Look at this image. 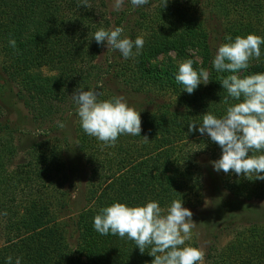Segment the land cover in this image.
<instances>
[{
	"label": "trees",
	"instance_id": "1",
	"mask_svg": "<svg viewBox=\"0 0 264 264\" xmlns=\"http://www.w3.org/2000/svg\"><path fill=\"white\" fill-rule=\"evenodd\" d=\"M189 2L149 0L136 8L137 29L131 28L128 37H143L144 46L140 55L125 60L92 39L96 30L117 26L127 36L126 12L112 16L107 0H87L88 7L78 6L80 0H0V53L6 59L0 61V86L14 90L41 131L25 139V159L10 167L21 149L9 109L0 104V231L4 233L0 264H6L9 256L13 264L18 257L21 264H151L149 249L141 254L126 237L100 235L93 228V217L114 201L156 200L164 207L182 199L183 207L191 204V194L203 187L204 173L211 172L210 162L220 157L221 149L207 135L189 133L188 123L199 121L207 110L221 116L227 104L235 103L230 98L225 103L227 93L218 80L228 73L212 68L220 43L216 31L206 26L222 25L223 43L227 36L264 37V0ZM9 39H15V48ZM170 51L192 59L194 68H206L210 82L191 95L182 91L174 79V63H155ZM261 52V59L250 61L241 75L264 72V45ZM101 54L104 61L98 62ZM77 88L94 89L100 99L122 95L136 101L142 108L140 136L121 135L108 146L86 135L72 99ZM57 121L75 123L76 168L87 165L91 171L88 204L75 223V243L57 218L56 207L63 208L65 201L59 185L69 178L60 142L65 135ZM219 174L230 195L213 199L206 223L212 216H243L249 209L246 202L264 198V180L231 171ZM241 216L224 228L233 232L232 239L224 248H209L202 264H264V226L239 228Z\"/></svg>",
	"mask_w": 264,
	"mask_h": 264
},
{
	"label": "clouds",
	"instance_id": "2",
	"mask_svg": "<svg viewBox=\"0 0 264 264\" xmlns=\"http://www.w3.org/2000/svg\"><path fill=\"white\" fill-rule=\"evenodd\" d=\"M125 0H113V10L120 11ZM133 8L143 7L149 0H129ZM78 6L88 7L87 0H80ZM124 29L100 28L93 34L98 45H106L107 50L118 51L125 59L140 55L144 39L137 36L134 40L123 36ZM224 43L216 47L212 68L217 73H228L218 82L235 103L227 104L221 116L206 111L199 121L188 123V132L207 135L221 149L218 159L211 161L213 170L230 171L237 176L254 175L264 180V72L241 75L247 70L250 61H259L264 37L254 33L225 37ZM8 44L16 47L15 39ZM192 59L177 61L174 79L182 86V91L191 95L200 85L210 82L209 71L204 67H193ZM72 99L83 132L112 146L121 135L140 136V112L128 104L122 95L100 99L94 89L77 88ZM60 128L64 124L57 121ZM146 140L147 137H144ZM182 199H173L161 207L156 200L141 204H128L114 201L101 207L93 217V228L102 236L113 235L134 242L140 253L145 249L153 259L151 264H201L204 253L199 247L186 241L191 239L195 227L190 209L183 207ZM6 264H13L11 256ZM15 264H21L16 258Z\"/></svg>",
	"mask_w": 264,
	"mask_h": 264
},
{
	"label": "rangeland",
	"instance_id": "3",
	"mask_svg": "<svg viewBox=\"0 0 264 264\" xmlns=\"http://www.w3.org/2000/svg\"><path fill=\"white\" fill-rule=\"evenodd\" d=\"M108 8L115 14L112 16H117L123 12H126L127 17L125 18V22L127 25V37L129 31L132 29L136 30L133 25H135V21L137 19V13H135L136 8H133L129 0H125L124 4L120 11L113 10V0H107ZM189 0H182V4L188 5ZM147 5V4H146ZM220 24V23H219ZM209 31H216L217 38L219 43H223L222 37L224 35V27L222 25H218L217 29H215L211 22H208V26H206ZM206 29V30H207ZM217 41V40H216ZM218 44V43H217ZM219 45V44H218ZM217 45V46H218ZM193 54L194 58H197L196 52L190 51ZM4 55L0 53V61L3 62ZM187 60L182 59L176 55L175 52H167L161 54L156 60L155 63L157 65L165 66L169 63H174L176 66L177 61ZM98 62H103L104 57L101 54L98 57ZM152 63H154L152 61ZM154 63V64H155ZM45 73H50L49 69H43ZM3 83V80L0 79V85ZM9 87V86H8ZM1 88L0 86V104L3 106H7L9 109L10 117L12 119V126L16 131V144L19 145L21 150H18L17 154L12 158V167L16 163H20L25 159L26 151L24 150V141L26 138H31L32 136L41 133V131L36 129V126L33 124L26 107L23 105L22 101L16 96L13 89L9 88ZM127 99V97H126ZM128 101V100H127ZM140 101V100H139ZM128 104L134 107L137 111H140L142 108L136 107V101L130 102ZM145 107V106H144ZM63 135H65L64 139H60V142L64 145V151L62 153L63 159L66 163V177L59 185V191L62 195L64 201L63 208H60L59 205L56 207L58 220L60 224L63 225L65 230H70L71 233V242L75 243V239L78 234H76V221L80 217L81 208L88 204L86 194L87 189L89 187V176L91 174L89 166L85 165L83 169L76 168V156L78 152V136L75 131L76 125L72 121H68L67 124L62 128ZM63 135L60 134L62 138ZM59 139V138H58ZM206 158V161H209V157L203 156ZM220 174L219 172L213 171L211 168V172L205 171L204 173V182L202 184V188L200 190H196L191 194L192 202L189 206H184L191 210L192 212V220L196 223L195 227L191 231V239L186 241L191 245L197 244L196 247H199L202 252L205 253L209 248L214 245L219 246L220 248H224L227 245L228 241L232 239L231 230H224L228 223L238 215L242 214H229L225 216H212L210 221L206 223L207 217L211 216L209 214L211 208V202L215 197L219 194L222 196L230 195V193L223 189L220 182ZM193 195H196L193 198ZM12 203V202H10ZM249 208L247 212H244L242 218L238 221L239 228L250 227L252 225L261 227L264 226V198H255L252 201H248L245 203ZM1 215V214H0ZM1 217V216H0ZM1 224V223H0ZM2 226H0V230H2ZM226 229V228H225ZM224 230V231H223ZM4 241V233L0 231V245ZM194 246V245H193ZM204 262H201V264Z\"/></svg>",
	"mask_w": 264,
	"mask_h": 264
}]
</instances>
